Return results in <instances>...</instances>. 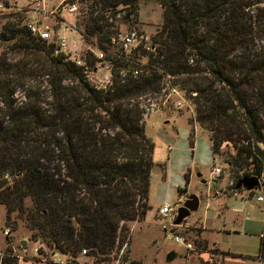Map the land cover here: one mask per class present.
Here are the masks:
<instances>
[{
    "label": "trees",
    "instance_id": "1",
    "mask_svg": "<svg viewBox=\"0 0 264 264\" xmlns=\"http://www.w3.org/2000/svg\"><path fill=\"white\" fill-rule=\"evenodd\" d=\"M156 1L162 24L143 77L100 91L18 23L4 25L0 205L34 243L73 258L85 251L96 262L126 245L128 224L150 210L154 166L137 101L158 94L166 76L192 101L212 160L221 158L232 177L229 191L264 174V46L256 45L264 41V0ZM84 3L81 35L101 49L137 16V0H77ZM194 140L192 130L191 150ZM0 264L18 257L6 251Z\"/></svg>",
    "mask_w": 264,
    "mask_h": 264
},
{
    "label": "rangeland",
    "instance_id": "2",
    "mask_svg": "<svg viewBox=\"0 0 264 264\" xmlns=\"http://www.w3.org/2000/svg\"><path fill=\"white\" fill-rule=\"evenodd\" d=\"M137 1L136 18L134 14L130 15L129 19L133 22L121 24L120 32H136L147 37L148 45H152V37L162 24V10L156 0ZM55 5L57 4L53 6ZM85 7V3L80 5L75 15L61 16L56 13L54 20L50 18L47 23L54 29L60 26L56 24V19H60L69 28H75L76 23H79L76 28L80 31L83 29L80 26L81 21L87 19L86 14L82 13ZM23 9L27 11L15 18L0 15V56L10 45L3 41L4 25L15 22L22 27L21 24L27 19L32 20L35 17L32 8ZM124 15L125 12H120L115 19L121 21ZM256 45L258 49L264 46V41L257 40ZM140 62L142 78L148 65V57L140 58ZM102 74H106V71L100 70L87 78L89 84L97 85L94 82L102 78ZM166 85L163 78L161 86L164 87L161 90L167 88ZM45 91L46 94L49 92L48 89ZM183 94L185 102L181 109L167 107L163 113L142 118L145 135L154 145V166L151 170L148 195L150 210L144 220L128 224L126 245L109 256L107 261L96 262L95 258L87 257L86 253H80L76 258L65 254L63 264H264V203L256 202L261 193L259 190H240L237 193L229 191L232 177L221 158L212 160L211 151L205 146L207 135L194 122L192 101L184 91ZM161 98L164 100L166 97L162 94ZM192 130L195 138L200 141L202 150L201 159L196 163L194 158L191 159L189 155H183L179 151V144L186 142L187 134ZM177 152L180 153V159H174ZM183 164H188L187 185L184 179L187 172L181 173ZM213 165L219 167L222 174L220 178L212 181ZM179 190L185 193L180 195ZM190 196L199 199L198 210L191 213L181 225L172 228L171 219L168 216L161 217L159 210L164 204H168L173 211L171 216L174 217L185 202L184 198ZM173 236L179 237L184 245L175 244L172 241ZM22 242L26 243L25 250ZM6 251H11L18 257V264H58L52 257L54 254H61L50 250L44 244L31 241L19 219L12 217L11 222L6 221V209L0 205V255ZM223 253L228 255L224 256ZM259 256L260 262L257 260Z\"/></svg>",
    "mask_w": 264,
    "mask_h": 264
},
{
    "label": "built area",
    "instance_id": "3",
    "mask_svg": "<svg viewBox=\"0 0 264 264\" xmlns=\"http://www.w3.org/2000/svg\"><path fill=\"white\" fill-rule=\"evenodd\" d=\"M55 3L57 5L53 6ZM18 7L21 9H18ZM23 8H32L31 11L35 17L22 23V28L33 38L46 44L51 50L52 57L61 58L64 62L82 68L86 78L100 72V70L106 71V74H102V78H98V81L94 82L97 85H92L98 91L113 87L115 81L125 84L129 79H140L142 74L140 58H145L146 52L154 50V47H151L152 45H148V38L136 32L127 34L119 32L101 49L95 44L87 42L81 32L77 30L76 25L75 28H69L65 26V23L59 21L60 19H56V24H60V26L54 29L47 23L50 18L54 20L53 17L56 13L61 14V16L77 14L79 6L76 0H0L1 16L18 17L27 11ZM109 16L110 12H106V18ZM39 17H42V19ZM188 65L190 67L194 66L192 57L189 58ZM165 80L167 88H163L158 94L148 93L138 98L137 102L142 118L163 113L167 107L169 109L173 108V110L184 107L183 91L172 84L170 76H166ZM162 94L166 97L164 100L161 98ZM221 174L222 170L213 165L211 171L212 181L220 178ZM258 182L259 188L257 190L261 194L257 196L256 202L264 203V174L258 179ZM172 213V208L168 204H164L159 210L161 217L168 216L171 219L170 223L174 222L176 217V214L172 217ZM170 226L174 227L173 224ZM172 241L175 244H183L177 236H173ZM186 247L191 248L190 245H186ZM35 252L37 253L38 249ZM82 253L85 254V251ZM63 258H65L63 254H54L52 257L54 262L58 264L64 263ZM260 260L261 258L258 259L259 262Z\"/></svg>",
    "mask_w": 264,
    "mask_h": 264
},
{
    "label": "water",
    "instance_id": "4",
    "mask_svg": "<svg viewBox=\"0 0 264 264\" xmlns=\"http://www.w3.org/2000/svg\"><path fill=\"white\" fill-rule=\"evenodd\" d=\"M0 40H2V37L0 36ZM259 188V182L257 178L254 177H244L240 179L236 185V190H245L248 192H252L254 190H257ZM199 207V199L196 196H190L188 197L183 205L178 209L176 213V217L174 219L173 225L179 226L182 224L184 220H186L191 213L196 212ZM22 248L26 249V243H21ZM169 259V257H167Z\"/></svg>",
    "mask_w": 264,
    "mask_h": 264
},
{
    "label": "crops",
    "instance_id": "5",
    "mask_svg": "<svg viewBox=\"0 0 264 264\" xmlns=\"http://www.w3.org/2000/svg\"><path fill=\"white\" fill-rule=\"evenodd\" d=\"M151 117V116H150ZM207 141V140H206ZM207 148H209L210 149V145H209V143H208V141L206 142V145H205ZM200 147H201V145H200V141L199 140H197V138H195V140H194V147H193V150H191L190 149V147H189V144H188V134H187V139H186V142L185 143H180L179 144V151H180V153H182L183 155L184 154H187V155H189L190 156V158L191 159H193V160H195V163L197 162V161H200V159H201V156H202V150H200ZM206 147H203V148H206ZM170 149V148H169ZM180 153L179 152H177L176 154H175V157H174V159H180L179 157H180ZM183 169H182V171H181V173H184V172H187V166H188V164H183ZM185 175H188V172L187 173H185L184 174V176ZM183 197V196H182ZM185 200H186V198H184ZM230 255H233V254H230ZM233 256H235V255H233ZM236 257H238V256H236ZM259 258H261V256H259L258 258H257V260L259 259Z\"/></svg>",
    "mask_w": 264,
    "mask_h": 264
}]
</instances>
